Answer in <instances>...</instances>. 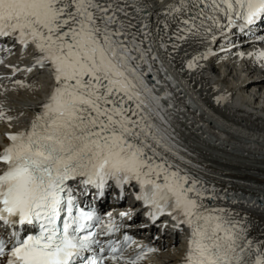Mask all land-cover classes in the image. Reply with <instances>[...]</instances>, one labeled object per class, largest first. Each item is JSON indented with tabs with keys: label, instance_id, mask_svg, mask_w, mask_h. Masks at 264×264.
Returning a JSON list of instances; mask_svg holds the SVG:
<instances>
[{
	"label": "snow or ice",
	"instance_id": "obj_1",
	"mask_svg": "<svg viewBox=\"0 0 264 264\" xmlns=\"http://www.w3.org/2000/svg\"><path fill=\"white\" fill-rule=\"evenodd\" d=\"M144 11L142 0H0V40L31 45L34 66L48 68L55 84L30 128L9 134L0 151V264H138L141 255L125 257L111 242L104 255L98 236L118 228L74 195L75 183L103 196L109 180L121 191L134 181L153 218L167 212L187 225L184 264H264V247L224 209L206 207L199 181L169 158L177 153L156 123H167L162 97L142 66L157 59V38L166 47L159 25H170L158 20L154 37ZM165 15L176 40L212 34L215 42L214 29L223 33L237 20L241 28L264 25V0H174Z\"/></svg>",
	"mask_w": 264,
	"mask_h": 264
},
{
	"label": "bare ground",
	"instance_id": "obj_2",
	"mask_svg": "<svg viewBox=\"0 0 264 264\" xmlns=\"http://www.w3.org/2000/svg\"><path fill=\"white\" fill-rule=\"evenodd\" d=\"M142 1L149 13L154 37H157L158 20H164L170 25L168 29H165L163 24L159 25L160 34L164 36L166 45L167 32L174 23L165 13L168 5L174 0ZM214 34L216 40L220 39L219 32ZM212 43L211 35L207 39L194 37L188 42L175 39V44L179 45L177 48L179 61L185 62L184 59L187 63L194 61L192 67L188 66L186 77L192 80L190 81L192 86L204 91L207 98L221 104L226 119L211 117L201 108L198 110L201 114L193 112L184 100V96H188V91L179 81L178 91L174 96L168 97L167 101H163L164 98L160 100L162 115L166 117L167 123L163 124L160 121L156 123L161 124L162 129L167 128L170 145L177 153V157L169 158L199 183L219 189L229 196L238 193L264 196V108L252 109L253 95L244 94L245 92L241 90L249 85H257L258 91L264 96V79L256 82L247 81L246 78L251 77L250 71L237 80H228L229 83L214 76L210 69L206 68L212 60L208 58L194 60L207 54ZM153 49L157 59L153 61L149 58L148 64L143 66L154 65L161 75L168 69L173 73L178 70L168 58L167 46L161 47L158 38ZM34 57L35 55L28 54L27 59L32 60ZM38 73L46 82L41 87L13 88L0 95V98L5 100V107L9 108L14 118L13 122L0 124L1 131L13 130L18 124L27 123L33 113L39 110L44 98L51 94L54 82L51 81L48 71L42 69ZM191 91L189 89L190 93ZM209 120L213 124L212 130L207 128ZM220 130H223L229 138H220L219 134L222 133ZM209 135L217 140L218 146L204 142V137ZM130 188H137V184L133 182ZM227 211L240 215L251 234L259 240V245L264 247V210L238 207ZM168 242L171 244L173 240L168 239ZM179 247L177 242L171 248L163 250L158 258L160 263L173 264L180 254Z\"/></svg>",
	"mask_w": 264,
	"mask_h": 264
}]
</instances>
